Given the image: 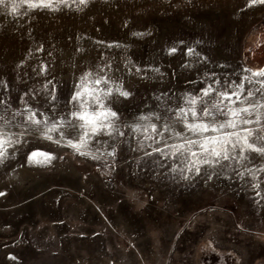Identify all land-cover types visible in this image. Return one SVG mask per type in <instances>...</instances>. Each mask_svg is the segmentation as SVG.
Here are the masks:
<instances>
[{
  "label": "rangeland",
  "instance_id": "374dc122",
  "mask_svg": "<svg viewBox=\"0 0 264 264\" xmlns=\"http://www.w3.org/2000/svg\"><path fill=\"white\" fill-rule=\"evenodd\" d=\"M52 4H0V133L13 141L0 148V264H264V152L231 135L264 148V3ZM83 89L84 110L111 128L77 151L68 140L86 129L70 99ZM189 109L225 125L203 135L231 139L228 159L200 151ZM33 149L53 159L29 163Z\"/></svg>",
  "mask_w": 264,
  "mask_h": 264
},
{
  "label": "snow or ice",
  "instance_id": "6c2138e0",
  "mask_svg": "<svg viewBox=\"0 0 264 264\" xmlns=\"http://www.w3.org/2000/svg\"><path fill=\"white\" fill-rule=\"evenodd\" d=\"M26 2H28L29 7H53L54 5L52 4V0H37V3H33L32 0H26ZM80 2L83 4L85 3V0H80ZM255 2V0H254ZM259 2L264 3V0H259ZM4 0H0V4H3ZM13 11H15V6H13ZM170 51L174 52L175 49H171ZM191 51V50H189ZM43 70V69H42ZM259 74L264 75V72H261ZM100 81L97 80V83H99ZM241 90L243 89V85L238 86ZM84 91H87L89 93V95H91V91L88 89H83L82 91H76L72 94L70 102L74 103V106L76 103L80 104V108L77 111H72L70 113V115L72 117H75L76 119L83 121L84 123H82L80 125L81 128L86 129L83 133V135L80 137L79 140H68V145L70 147L75 148L77 151L80 150L81 147L84 146L85 144V140L88 137L89 131L92 134H96L98 132H100L101 130L104 129H110L111 128V124H103L98 122V117L96 115L90 114L89 112L84 110V105L83 103H81V98H82V94ZM202 93L204 96H208L210 95V93L212 91H214L211 88V85H209L208 88L205 89H201ZM107 94L110 95L111 94V89L107 90ZM252 93L249 92V95H251ZM120 95L123 97H127L129 94L126 91H120ZM218 96L220 97L219 99V104H223L225 100H227L229 103H233L232 98L236 97L237 100H239V96L240 93L238 91H233V92H221L218 93ZM55 99V97H53ZM99 102V101H98ZM195 100L190 101V103L195 104ZM213 107H217V105H213ZM101 108H103V105L101 104ZM217 110L220 111V109L217 107ZM189 111L191 112V116L193 118V122L189 123V122H185L184 123V128L193 133L194 135H200L203 138V142L199 144V149L201 152L204 153H208L209 152V148L208 145L211 144L213 145V147L210 150V154L213 157H220L223 154V158L224 159H228V149L227 147H225V145L233 143V141H231V139H223L221 140L219 137H209L206 135H203L204 133H208L209 131L211 132H218L220 129H223L225 127L224 124H209L204 122L203 120L199 119V117H197V113L195 111V109H189ZM248 109L247 108H243V109H232L230 111V115L232 117L235 118H240V113L241 112H247ZM180 112L186 117L188 115V113L184 112L183 109L180 110ZM203 113L205 116L211 115V111L209 108L205 107L203 109ZM100 116H104L105 118H108L109 116L111 118H117V113L115 111H112L111 109H104L103 111L99 112ZM29 118L32 120V123L39 125L40 121L35 120L34 119V114L30 113L29 114ZM243 123H248L247 120H244ZM227 126L235 128L237 127V123L236 120H229L227 122ZM151 129L153 132L157 131L156 125H150ZM165 127H167V125H165ZM58 130V127L56 124H53L51 127H48L46 125L45 130L41 133L42 137L44 139H47L49 141L52 140V136L50 133L52 132H56ZM244 131L247 133L248 129H244ZM111 134V133H109ZM250 134V133H249ZM61 135H63V133H61ZM121 135H123V133H121ZM226 136H228L229 134H225ZM231 135H235L237 136L238 140H242L243 141V145L247 148L252 149L253 151H257V152H264V148H257L255 145L250 144L248 142L247 137H239L238 133H232ZM15 142H19V140L15 141ZM13 143V141L9 140V139H5L4 138V134L0 133V148L3 147L4 144H10ZM187 144L190 145H194L197 142L194 140H190L186 142ZM217 145L219 147H217ZM182 149V146L179 147H174V151H173V155H176L178 152H180ZM154 151H159V149H154ZM189 154L192 157H195L197 155V153L195 151H192L191 148L188 149ZM241 152H243V148L241 149ZM4 155L3 151H0V157H2ZM27 160L29 163H49L53 157L52 154L50 152H45L43 150L40 149H33L30 152H28L27 154ZM204 163H209V161L207 159L204 160ZM197 173L199 172V168H196ZM0 195H3V193H0Z\"/></svg>",
  "mask_w": 264,
  "mask_h": 264
}]
</instances>
